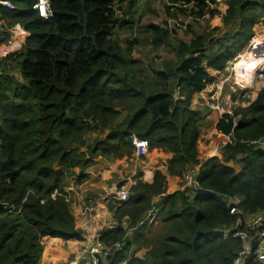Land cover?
Segmentation results:
<instances>
[{"label":"trees","instance_id":"trees-1","mask_svg":"<svg viewBox=\"0 0 264 264\" xmlns=\"http://www.w3.org/2000/svg\"><path fill=\"white\" fill-rule=\"evenodd\" d=\"M8 1L11 7L0 3V20L18 23L27 34L6 55L17 73L0 61V264H39L43 236L82 240L63 179L96 155L129 154L131 134L149 149L172 153L169 173L199 165L200 192L188 198L175 190L152 204L151 197L164 192L163 177L132 184L113 210L116 225L98 232L100 244H120L105 256L106 264H232L239 241L222 238L233 220L224 199L233 198L243 213L264 210V148L250 143L264 140V62L250 99L221 112L214 124L228 135L220 157L200 164L195 145L201 116L191 96L213 80L207 68L223 69L251 37L264 0H226L219 37L205 31L177 41L174 59L140 79L130 58L135 39L120 46L111 37L136 0H46L47 16L39 14L37 0ZM171 1L195 20L216 13L213 0ZM143 28L153 33L152 46L166 41L165 28ZM226 162L237 163L238 171ZM152 206L157 228L150 233L145 216Z\"/></svg>","mask_w":264,"mask_h":264},{"label":"crops","instance_id":"crops-1","mask_svg":"<svg viewBox=\"0 0 264 264\" xmlns=\"http://www.w3.org/2000/svg\"><path fill=\"white\" fill-rule=\"evenodd\" d=\"M17 30L21 31L19 27ZM216 72L218 71L216 70ZM210 75L216 77L215 82L207 83L202 89L193 92L191 96V106L197 108L200 116L208 122V126L210 125L207 135L201 131L202 126L198 130L195 146L196 159L199 164L211 156L219 157L218 145H223L228 141V135L217 131L214 124L221 112L229 110L225 104L226 99L229 100L226 95L230 85L225 87L224 80L226 77H217L215 73ZM195 101L197 102L195 103ZM201 139H203L204 144ZM212 148L216 154H208V150ZM171 158L172 153L170 152L160 148H148L143 155H135L133 150L120 157L96 155L91 159L90 164L82 170L73 168V173L63 179V191L66 200L69 202L74 227L81 231L82 240L64 241L57 237L43 236L41 238L42 251L39 264H62L65 252L63 243L69 241L71 244L75 243L74 246L77 247L79 258L85 259V264L88 263L93 257L90 249L99 244L97 241L98 232L116 225L113 210L121 204L115 198L116 188L123 186L127 188L129 194V188L132 184L137 181L148 182L153 175L159 174L163 177L164 192L153 195L151 197L152 204L158 202L161 196L180 190L182 171L189 165H184L180 173H169L166 165ZM189 167L198 171L199 165ZM110 206L111 208H109ZM110 222L113 224L110 225ZM121 224L125 226V217H122ZM50 240L58 241L49 247V249L51 247L55 249V254L51 259H49L50 251L47 250L45 253L46 243Z\"/></svg>","mask_w":264,"mask_h":264},{"label":"rangeland","instance_id":"rangeland-1","mask_svg":"<svg viewBox=\"0 0 264 264\" xmlns=\"http://www.w3.org/2000/svg\"><path fill=\"white\" fill-rule=\"evenodd\" d=\"M124 2L125 1L120 2L119 5L123 7ZM178 7L180 6L172 3L171 0H136L134 5L127 9L126 13L121 14L122 19L126 22L116 27L111 37L117 39L120 46H125L126 41H133L135 39V42L130 48V58L135 59L134 70L136 78L148 77L147 75L151 74V70L161 69L167 65L166 62L168 60L174 59V46L177 41H188L195 34L205 31L210 32V37L215 38L219 37L220 33L225 29V27L222 26L221 16L226 7V0H213L210 7L216 9V13L211 16L205 13L203 17L197 18L196 20L190 18L187 15L189 14L188 12L180 11ZM46 11H48L47 7ZM48 14L49 12L47 15ZM149 23H154L158 27H163L168 30V36L164 43L155 47L151 45V41L154 39L153 33L147 32L143 28L144 25ZM16 26L19 27L21 31L17 30ZM214 27L217 28L210 30V28ZM251 29V37L233 57L225 62L223 69L217 70L218 72H216V70L207 68L209 75L215 73L217 77H226L224 80L225 87L230 85L226 95L227 98L229 97V100L226 99L227 101L225 104V107L229 108L228 111H230V108L236 105V103H246L243 101L245 98L250 99L252 91L249 90V87L253 84L252 81L255 77V72H257L258 67L264 61L263 58L260 63L257 64V60L259 61L260 58L259 56L253 59V61L244 58L246 55L249 56L250 52L256 47L260 50L264 49V11L262 15L253 22ZM26 34L27 32L23 30L18 23H15L14 26H8L5 21L0 20V61L1 59L4 61L6 60L10 67L16 70V73L17 68L12 66L14 62L10 60L9 57H6V55L10 53V51L21 47ZM136 69L140 70L137 71ZM212 77L213 80L211 83L215 82L214 79L216 78L214 75ZM245 90L246 93H244ZM176 91L177 90L174 89L172 93L174 98H178ZM232 93L235 94L234 100L233 97H231ZM196 102L197 101H195V103ZM196 124H198V129L201 126L203 127L201 131L205 135L209 134L210 125L208 126V122L203 117H201L200 122ZM201 141L204 144L203 139H201ZM218 146L220 147L221 144ZM208 154H216L214 153V148L208 150ZM225 164L232 167L234 171H238L239 169L237 163L226 162ZM155 218L150 223L146 224L150 233L157 228ZM106 221L108 220L106 219ZM112 222L114 221L112 220ZM112 222H110V225L113 224ZM131 232L132 231L127 232L128 237L131 236ZM56 242L58 241L50 240L46 243L45 253L47 250L50 251L49 259L55 254V249H52V247L49 249V247ZM70 242L71 241L63 243L65 251L63 255L64 258L62 257L63 263L85 264L86 260L79 258L77 254V247L74 246L75 243L71 244ZM137 248L138 246H134L132 250H137L136 254L140 256L142 249ZM129 251H131V249Z\"/></svg>","mask_w":264,"mask_h":264},{"label":"built area","instance_id":"built-area-1","mask_svg":"<svg viewBox=\"0 0 264 264\" xmlns=\"http://www.w3.org/2000/svg\"><path fill=\"white\" fill-rule=\"evenodd\" d=\"M0 3L11 7L8 0H0ZM36 6L39 8L40 15L47 16L49 11H46V0H38ZM250 143L264 148L263 139L253 140ZM130 144L135 155H143L147 151V141L136 137L134 134L130 135ZM180 190L183 196L188 198L194 194V191L200 192L196 171L189 166L182 171ZM127 196V188L123 186L116 188L115 198L119 203L126 200ZM224 201L228 206V213L233 215V220L223 230L222 238L230 237L239 241V249L232 260V264H264V210L255 213H243L237 207L233 198L227 197ZM156 214L157 212L154 210L149 212L146 216L147 223H150L156 217ZM119 246L118 242L108 243L107 245L97 244L90 249L93 257L88 263L106 264L105 256L114 249L119 248ZM97 255L100 259L97 258Z\"/></svg>","mask_w":264,"mask_h":264},{"label":"bare ground","instance_id":"bare-ground-1","mask_svg":"<svg viewBox=\"0 0 264 264\" xmlns=\"http://www.w3.org/2000/svg\"><path fill=\"white\" fill-rule=\"evenodd\" d=\"M259 56V61L257 60V64L260 63V61L264 58V49L260 50L258 47H256L252 52H250L249 56H245V59H256V57ZM251 63V62H250Z\"/></svg>","mask_w":264,"mask_h":264},{"label":"clouds","instance_id":"clouds-1","mask_svg":"<svg viewBox=\"0 0 264 264\" xmlns=\"http://www.w3.org/2000/svg\"><path fill=\"white\" fill-rule=\"evenodd\" d=\"M38 1V0H37ZM37 7V9H38V12H39V8H38V6H36ZM24 30V29H23ZM257 70V69H256ZM148 149V148H147ZM196 175H198V171H196ZM153 210H151L150 212H152Z\"/></svg>","mask_w":264,"mask_h":264}]
</instances>
